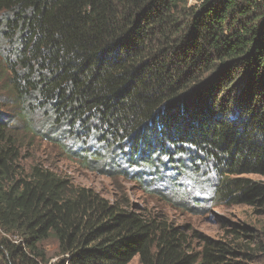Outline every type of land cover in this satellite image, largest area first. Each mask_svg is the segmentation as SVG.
Segmentation results:
<instances>
[{
	"label": "trees",
	"instance_id": "16d2710c",
	"mask_svg": "<svg viewBox=\"0 0 264 264\" xmlns=\"http://www.w3.org/2000/svg\"><path fill=\"white\" fill-rule=\"evenodd\" d=\"M0 61V264H251L246 226L196 249L163 213L23 166L18 123L46 111L71 152L264 215L244 177L264 176V0H0Z\"/></svg>",
	"mask_w": 264,
	"mask_h": 264
},
{
	"label": "rangeland",
	"instance_id": "374dc122",
	"mask_svg": "<svg viewBox=\"0 0 264 264\" xmlns=\"http://www.w3.org/2000/svg\"><path fill=\"white\" fill-rule=\"evenodd\" d=\"M28 124L29 126H24L23 122L18 123L19 135L23 139L20 159L23 166L43 164L62 177L72 179L78 185L95 189L112 201L125 200L144 206L149 211L163 213L172 223L186 227L190 233L197 232L198 235L193 240V246L196 249L202 246L201 235L231 239L227 235L233 224L246 226L249 228L246 232L247 236L240 235V240L251 242L250 247L257 252L251 264H264V251L259 249L260 245L264 247V215L259 214L255 207L234 204L230 201L226 203L218 201L214 207L205 202L196 204L188 196L171 193L172 188H158L155 182L153 183L154 179L148 178L147 175L142 181L137 178L138 174L123 176L121 170L125 165L122 163L121 156L115 155L116 151L112 152L105 147L103 160L95 156L96 153L92 152L95 149L92 147H90L91 151L78 147L76 151L71 152L74 145L69 140H60V133L53 136L57 127L52 124L46 111L36 112ZM61 136L65 137L66 134L62 132ZM83 151L91 152L92 157L89 158V154L83 156ZM113 161L118 162L119 165H114ZM107 164H110L109 168L106 167ZM106 168L113 170L109 176L104 174ZM199 169L206 170L201 167ZM156 171L162 176L165 174V170ZM244 177L264 182V176L246 175ZM158 182L164 188L167 185V177ZM239 230L244 233L241 229ZM41 246L51 262L62 258L55 238L43 241ZM129 264H140L139 257L133 258Z\"/></svg>",
	"mask_w": 264,
	"mask_h": 264
}]
</instances>
